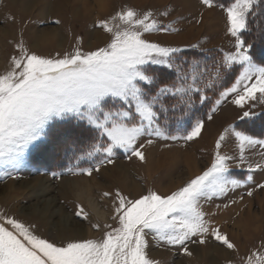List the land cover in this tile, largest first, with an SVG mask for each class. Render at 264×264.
Returning <instances> with one entry per match:
<instances>
[{"label": "snow or ice", "instance_id": "snow-or-ice-1", "mask_svg": "<svg viewBox=\"0 0 264 264\" xmlns=\"http://www.w3.org/2000/svg\"><path fill=\"white\" fill-rule=\"evenodd\" d=\"M200 3L208 9L223 8L227 34L234 38V51L224 53L219 64H214L212 83L235 65L242 69L234 83L220 93L211 112L233 96L232 104L241 110L240 121L246 125L251 122L255 128L259 120L264 126V112L253 111L254 105L246 108L249 101L257 100V93L264 103V60L256 62L254 57L259 54L255 45L245 39V33L252 30L250 20L258 15L257 9L264 6V0H231L227 5H217L216 0ZM152 17L151 11L138 17L128 8L111 20L98 21L96 26L110 34V39L95 50L76 47L63 55L57 52L55 56H43L29 52L21 41L20 55L12 56L10 69L0 74V164L14 169L23 167L28 163L29 152L39 154L71 143L82 153L77 159L101 157L94 167L70 169L73 174L91 176L103 164H114L117 149L129 153V159L144 161V144L138 145L144 137L185 142L200 137L205 121L193 119L194 109L208 97L197 86V74L204 75L207 67L202 71L199 63H194L191 76H181L174 57L183 49L144 38L145 33L179 30L171 25L161 27ZM116 20L120 23H111ZM261 34L264 35V28ZM173 73L182 81L179 86L175 80L165 82ZM177 97L176 103L170 102ZM177 109L179 116L175 115ZM212 119L211 113L207 114V120ZM172 126L190 130L173 135L168 131ZM230 135L240 150L236 167L245 164L246 148L264 147V138H257L247 127L229 125L215 141L211 166L178 190L168 195L149 190L136 199L117 190L111 218L118 226L91 223L93 229H106L102 239L58 244L37 235L33 231L35 225L26 226L0 212V264H161L149 257V236L156 246H179L187 256L193 255L189 244L206 245L209 237L235 250L236 244L210 218L206 219L208 213L200 205L202 198L226 196L243 186L241 180L229 176L233 157L221 153V146ZM146 143L151 145L153 140L147 139ZM261 167L255 165L257 169ZM248 170L253 171V165L249 164ZM252 179L251 175L247 177L249 182ZM257 189L264 191V182L256 184L247 195L253 196ZM111 195L103 193L104 197ZM74 215L89 221V214L79 205ZM244 264H264V253L253 252Z\"/></svg>", "mask_w": 264, "mask_h": 264}, {"label": "rangeland", "instance_id": "rangeland-1", "mask_svg": "<svg viewBox=\"0 0 264 264\" xmlns=\"http://www.w3.org/2000/svg\"><path fill=\"white\" fill-rule=\"evenodd\" d=\"M124 4L131 5L138 17L151 11L152 18L157 17L159 22L162 17L167 19L166 15L163 16L166 11L159 9L171 7L175 16L169 23L178 20V28L185 26L188 28L187 32H192L189 33L191 37L183 34L178 38L180 41L197 37L207 45H217L225 41L221 35L222 23L225 22L226 16L220 12L219 6L210 10L202 5L200 0H0V74L10 69L12 56L20 55L18 45L21 41L29 52L43 56H55L57 52L63 55L74 51L76 47L89 51L105 46L110 34L98 28L97 22L102 19L111 20L117 13L115 10ZM219 4L217 2V5ZM167 14L169 18L172 15ZM111 23L120 22L116 20ZM250 24L253 25L252 20ZM144 38L152 40V32L145 33ZM227 39L234 42L230 35H227ZM156 40L169 43L175 39L161 40V37H157ZM190 46L182 49L191 48ZM229 50L234 51V48ZM194 63L196 62L190 61L187 68L183 69L177 60L180 75L190 77ZM209 67L214 66L209 65L207 69ZM200 68L203 71L205 66ZM205 73L207 78L204 77ZM205 73L197 74V86L203 90L213 81L209 78L210 70ZM181 83L178 79L177 85ZM188 83H191L190 79ZM220 93L215 101L220 98ZM233 98L229 96L227 100L222 101L217 108V111H221V116L217 115L204 128L201 136L192 141L164 140L155 136L142 138L138 145L144 144L141 149L145 154L144 161L136 157L129 159V153L117 149L113 158L114 164H103L100 171H94L91 176L73 174L70 169L94 167L101 157L77 159L82 153L76 149L71 152L62 150L74 155L75 162L60 170L32 162L38 157L34 152L27 154L26 166L14 169L0 164V212L18 219L26 226L35 225L33 231L37 235L58 244L68 240L102 239L106 229H93L91 223L118 226V222L111 218L117 190L130 199L139 198L149 190L168 195L211 166L215 156V135L219 126L232 120H235L233 126L237 127L239 124L237 129L245 124L238 119L241 110L232 104ZM251 105H254L253 111L264 112V103H261L258 93L257 100L249 101L246 108ZM210 113L212 115L214 112ZM187 130L190 129L176 128L170 133L183 135ZM253 132L259 134L256 135L257 138H264V126L257 125ZM147 139H152L153 143L147 144ZM221 153L233 157L229 162L232 165L229 176L241 180L243 186L231 190L226 196L213 197L211 200L202 198L200 205L202 210L208 213L206 219L210 218L214 226L227 233L230 240L236 244V249H227L209 237L206 245L189 244L193 255L187 256L179 246L167 247L162 243L159 247L156 246V242L149 236L147 251L151 259L160 261L161 264H244L253 252L264 253V191L257 189L253 196L247 195L256 184L264 182V147L257 145L246 148V162L241 167H236L239 164L240 150L233 136L229 139L226 137L221 146ZM163 156L168 158L165 160ZM249 164L254 167L251 172L248 170ZM256 164L262 167L257 169ZM249 175L253 178L251 182L247 180ZM32 182L35 185L31 190L29 185ZM104 192H110L112 195L104 197ZM46 203H49V208L45 213L43 209ZM78 205L89 214V221L74 215Z\"/></svg>", "mask_w": 264, "mask_h": 264}, {"label": "trees", "instance_id": "trees-1", "mask_svg": "<svg viewBox=\"0 0 264 264\" xmlns=\"http://www.w3.org/2000/svg\"><path fill=\"white\" fill-rule=\"evenodd\" d=\"M220 4H227V2H230V0H216ZM216 2V3H217ZM258 15L255 17L254 20H252L253 25H251L252 30L250 32L245 33V39L248 41V43H251L255 45V51L259 54L258 56L254 57L257 63H261V60H264V35L261 34V29L264 28V6H261V8L257 9ZM256 32H259V34H256ZM222 52L218 49H206V50H199L196 48H184L179 55L177 54L174 59L178 60V65H180L183 69H186L189 65L190 61L199 63L200 66H206L209 65L214 66V64H219V62L222 59ZM179 69V67H178ZM210 70V73L212 75L209 76L210 80H214V67H209L207 69ZM239 71L238 65H235L232 71L224 72L222 73V78L215 83H212L211 87H205L204 93L207 95L208 100L204 104H196V107L194 109L195 118L205 119L207 118V114L211 112V106L214 103L215 99L218 97L219 93L228 87L237 77ZM205 78H207V73L204 75ZM172 80H175V82H178V79L176 78V75L173 73L169 75L165 82H171ZM179 98L170 101L171 103H176V101ZM195 99V95H194ZM176 116L180 115L179 109H177ZM249 123V122H248ZM242 124V122H240ZM243 126L239 127L240 129H243L247 127L251 134L259 136L258 133L253 132L255 130L256 126L262 127L259 120H257L255 128L252 127L251 122L249 124H242ZM239 126V124H238ZM237 126V127H238ZM176 129L175 126H172L169 128V132L174 131ZM79 147L83 148V145H80ZM77 145L69 143L67 146L62 145L59 148L56 149H49L46 152L43 153H35L38 155V157L33 160L32 162L36 163L39 162L41 164H44L47 166V168L60 170L64 168L66 165L74 163V155L68 154L69 151L71 152L73 149H76ZM66 150V151H62ZM65 153L67 155L65 156ZM64 154V155H63Z\"/></svg>", "mask_w": 264, "mask_h": 264}, {"label": "crops", "instance_id": "crops-1", "mask_svg": "<svg viewBox=\"0 0 264 264\" xmlns=\"http://www.w3.org/2000/svg\"><path fill=\"white\" fill-rule=\"evenodd\" d=\"M128 8H131V9H133V7L131 6V5H129V4H124V5H120L116 10H115V12H120V11H124V10H127ZM219 8V10H220V12L223 14V15H225L226 16V13L224 12V10H222L220 7H218ZM161 9H164L167 13H173L172 11L173 10H171L172 8L171 7H167V8H160L159 10H161ZM138 10V9H137ZM154 10H157L156 8H154ZM210 10H212V9H210ZM114 13H112V15H113ZM178 15V14H177ZM176 15V16H177ZM164 16V15H163ZM168 16V14L166 15V18L167 19H160V20H162V21H158L159 19H157V17H155V18H153V19H156L158 22H159V24L161 25V27H166V26H169V25H171L173 28H176V29H178L179 31H154V32H152V37H153V39L152 40H149V41H151V42H155V43H160L161 45H164V46H173V47H185V46H190V45H198V47H197V49H199V50H206V49H212V48H214V49H218V50H220L223 54L224 53H226V52H229L230 50L229 49H231V48H234V42H229V41H227L228 39H227V21L225 20V22L223 21V30H222V35H221V37H224L225 39V41H224V43H217V45H207L206 44V42L204 41H202L201 42V39L199 38V37H197V38H191V40H189V41H187V40H185V41H180V40H178V38L179 37H181L183 34H186V36H188L189 35V33L190 32H187V30H188V28H186L185 26L184 27H182V28H178L179 26H177V24H179L180 23V21H174L173 23H169V20L171 19V18H173L174 16H175V14L173 15H171V17L169 18V16ZM178 19V18H177ZM226 19V18H225ZM192 33V32H191ZM190 33V34H191ZM150 35V34H149ZM190 36V35H189ZM188 36V37H189ZM157 37H161V40H163V38L164 39H175L174 40V42H169V43H164V42H159V41H157L156 40V38ZM188 37H187V39H188ZM191 37V36H190ZM148 40V39H147ZM228 98H226L225 100H227ZM219 110V109H218ZM220 113H221V111L219 110V111H215L213 114H212V116H213V119L212 120H205V126H204V128L210 123V122H212L214 119H215V117H217V115H220ZM221 116V115H220ZM237 121V120H236ZM235 122V120H232V121H228V122H225V123H222L220 126H219V128L216 130L217 131V133H216V131L214 132V134L216 133V135H215V137H217V139H218V137H219V135L223 132V130L226 128V127H228L229 125H232L233 123ZM204 128H203V130H202V132L204 131ZM214 134H213V136H214ZM212 136V137H213ZM214 137V138H215ZM229 137L231 138V136H228V139H229ZM216 139V140H217ZM214 143V142H213ZM249 153H251V151L249 152Z\"/></svg>", "mask_w": 264, "mask_h": 264}, {"label": "bare ground", "instance_id": "bare-ground-1", "mask_svg": "<svg viewBox=\"0 0 264 264\" xmlns=\"http://www.w3.org/2000/svg\"><path fill=\"white\" fill-rule=\"evenodd\" d=\"M99 8H101V5H99L98 6ZM164 157V159L166 160L167 158H168V156H163ZM164 160V161H165ZM190 161V160H189ZM188 163H190V162H188ZM190 172H191V169H190ZM33 180V179H32ZM40 184V183H39ZM35 184H33V182L29 185L30 187H31V190L33 189V186H34ZM36 189H38V187L36 188ZM35 191V190H34ZM85 196H87V192H86V190H85ZM49 208V203H46L45 204V206H44V209H43V211L46 213V212H48L47 211V209ZM93 208L95 209V211H96V207L95 206H93ZM99 213H100V211H99Z\"/></svg>", "mask_w": 264, "mask_h": 264}]
</instances>
